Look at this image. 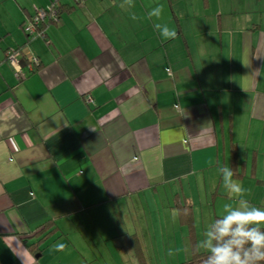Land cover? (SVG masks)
<instances>
[{"label": "crops", "instance_id": "obj_1", "mask_svg": "<svg viewBox=\"0 0 264 264\" xmlns=\"http://www.w3.org/2000/svg\"><path fill=\"white\" fill-rule=\"evenodd\" d=\"M51 1L0 0V264L183 262L181 206L197 243L232 202L218 166L264 207V0H59L28 41ZM17 48L40 61L21 79L4 60Z\"/></svg>", "mask_w": 264, "mask_h": 264}, {"label": "clouds", "instance_id": "obj_2", "mask_svg": "<svg viewBox=\"0 0 264 264\" xmlns=\"http://www.w3.org/2000/svg\"><path fill=\"white\" fill-rule=\"evenodd\" d=\"M126 3L133 6L132 0ZM162 13L163 5H156L148 10L147 16L159 21ZM131 19L137 17L132 15ZM153 27L164 40L176 36L175 30L167 24L154 22ZM217 174L232 202L224 203L216 218L206 225L195 251L203 252L202 264H264V207H257L244 198L249 190L234 180L232 167L218 166ZM65 247L57 243L52 250L62 251ZM180 251V247H170L167 255L173 257Z\"/></svg>", "mask_w": 264, "mask_h": 264}, {"label": "built area", "instance_id": "obj_3", "mask_svg": "<svg viewBox=\"0 0 264 264\" xmlns=\"http://www.w3.org/2000/svg\"><path fill=\"white\" fill-rule=\"evenodd\" d=\"M57 0L51 1L43 7H36L33 15L26 20L24 31L28 37L45 39V28L49 22L59 19ZM4 60L10 64L17 79H21L39 65V59L34 54H25L22 48L7 50Z\"/></svg>", "mask_w": 264, "mask_h": 264}, {"label": "trees", "instance_id": "obj_4", "mask_svg": "<svg viewBox=\"0 0 264 264\" xmlns=\"http://www.w3.org/2000/svg\"><path fill=\"white\" fill-rule=\"evenodd\" d=\"M73 1L76 2V3L80 2V0H73ZM57 4L59 6V18H60V15H61V12H62V5L59 2V0H57ZM49 23H55V22H49ZM47 25H46V27H47ZM46 27H44L45 30H46ZM27 38H28V41H30L31 39H34V38L28 37V36H27ZM39 66H40V61H39V65L37 66V68ZM36 69H34V71ZM34 71H32V72H34ZM190 208H191L190 206L182 205L181 206V210H180V212H181V223L186 224L187 229H188V242L190 243V246H189L190 247V253H189V256L183 262L176 263V264H202V261L204 259L203 252L195 251L196 237H195V232H194V228H193L191 209ZM215 218H216V216L214 217V219ZM32 246H34V245H32ZM32 246L28 245V248L30 249V251H33V247ZM140 264H146V262L144 261L143 257H140Z\"/></svg>", "mask_w": 264, "mask_h": 264}, {"label": "rangeland", "instance_id": "obj_5", "mask_svg": "<svg viewBox=\"0 0 264 264\" xmlns=\"http://www.w3.org/2000/svg\"><path fill=\"white\" fill-rule=\"evenodd\" d=\"M135 213H136V216H137V218L139 220L138 224L140 226L141 223H142V216H143V214H147V213L142 210V206L141 205L135 206ZM198 214H199V212H198ZM199 223L201 224V227L199 228L198 240H201L203 238V231H204V229H205V227L207 225V222H206V225H205V222L203 220H200ZM121 239H123V238H121ZM121 241H118L117 242L118 245L121 243ZM111 246H112V248L115 246L114 245V242H113V244H111ZM125 252H126V250L125 251L122 250L120 253L118 251V255L121 257V261L123 260V263L121 261H119L120 264H128L127 261H126V259H128V253H125ZM114 253L113 252H111V253H105V257H108L110 254L111 255L113 254L114 256L117 255V253H115V254ZM161 253L162 252H150V253H145V255H147L149 257L151 256V259L148 258L149 261L147 259V261L149 263H151V264H166L165 263V259L160 258L162 256ZM132 254H133V252H132ZM117 258H118V256H117ZM168 264H171V263L169 262Z\"/></svg>", "mask_w": 264, "mask_h": 264}]
</instances>
